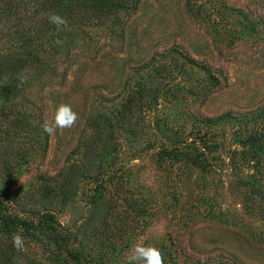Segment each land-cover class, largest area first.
I'll return each mask as SVG.
<instances>
[{
    "label": "rangeland",
    "instance_id": "rangeland-1",
    "mask_svg": "<svg viewBox=\"0 0 264 264\" xmlns=\"http://www.w3.org/2000/svg\"><path fill=\"white\" fill-rule=\"evenodd\" d=\"M131 2L115 25L71 23L46 54L23 57L0 29V58L23 62L4 71L17 90L0 88V199L38 209L44 185L62 191L54 225L77 238L56 245L34 216L18 264H73L77 248L87 264H128L137 244L165 264H264V0ZM61 104L78 120L48 135ZM121 114L133 132L116 128ZM102 118L114 126L102 178L83 176ZM93 197L112 207L103 234L83 227Z\"/></svg>",
    "mask_w": 264,
    "mask_h": 264
},
{
    "label": "trees",
    "instance_id": "trees-1",
    "mask_svg": "<svg viewBox=\"0 0 264 264\" xmlns=\"http://www.w3.org/2000/svg\"><path fill=\"white\" fill-rule=\"evenodd\" d=\"M71 6L74 7L73 11L70 9ZM131 6V0H0V29L2 28L6 31L2 39H4L5 36H10V38L15 36V39H18L17 42L23 51L21 54L23 57H28L33 52H37V50H41L43 54L48 53L50 50L54 52L59 45H54L53 42L57 41V39H61L65 32L70 33L69 27L71 23L85 26L89 22L99 21L101 18H104L109 22V25L112 26L119 20L120 13L129 9ZM52 14H57L64 18L66 24L61 25L58 29L56 25L49 22V16ZM38 16H41V18ZM38 18L39 25H37L35 29L31 30L27 28L26 30H19L21 26H24L25 21H34ZM18 35L20 38H18ZM61 43L62 40L60 41V45ZM12 55L14 56L12 57ZM34 59L38 60V56ZM0 61V88L3 91L1 96L3 99L4 96L7 95L6 91L9 89L11 90L12 88L14 91L17 90L15 85L10 82L11 79H6L8 77L6 73H4L5 68L11 69L17 65L21 67L23 62L19 53H13L5 57L1 56ZM26 64L25 62L24 65ZM159 89L158 86L156 88H152L151 86L147 94L153 93L154 96H152V98H154L156 94L159 93ZM144 97L146 96L141 93V96L137 100L141 101ZM129 107L128 111L131 112V106ZM114 121L116 128L119 127L118 123L121 124L120 128L124 130L130 128L125 122L122 123V121H125V115L121 114V116L115 118ZM126 121H128V119H126ZM112 123V120H107L105 118L99 120L98 133H96L92 142V151L90 157H88L87 164H85V169L82 171L83 176L86 172V174L91 177L102 178L101 171L98 167L100 162H97V159L110 151V148L107 147V143L108 141L111 142L113 137L112 132L114 126ZM129 131L133 132V129H129ZM99 143H102V145L99 146ZM248 145L251 149L256 150L257 148L256 140L254 139H251ZM3 149L8 150L7 147H3ZM16 152L19 153L20 151L16 150ZM24 152V150L23 153L20 152L19 156L24 155ZM254 154V151H251L249 156L255 158L253 160L258 163L259 159ZM3 161V155L0 153V162ZM61 193L63 192L60 191L56 193L52 187L44 185L37 199L38 209L35 206H31L28 209L23 207L18 210L15 209L12 212H9L11 207L0 199V264H18L22 256L19 254L20 249L14 247L12 238L14 234L39 231L32 218L34 216L40 217L45 222L49 223L48 228L51 230L49 238L53 240L56 245L61 247L63 243L68 241L67 239L69 237L77 240V238H75L76 236L72 233H70V236L67 231L61 232V230L54 225V223L57 224V222L55 221L53 211L49 209V207H53L55 201L61 197ZM51 194L54 195L51 196ZM71 197V194L64 195L60 202L65 203V201L69 200ZM100 198L93 197L90 199V202L93 204V212L88 221L83 224L85 231L93 232V234L96 235L103 234V230L110 224L109 220L112 214V207L107 205ZM106 235L109 236V238L111 237V234ZM2 240H4L5 243L1 242ZM68 254L69 262L73 264L88 263L86 258L81 255L78 248L73 252L68 251ZM24 259L27 260L26 258Z\"/></svg>",
    "mask_w": 264,
    "mask_h": 264
},
{
    "label": "clouds",
    "instance_id": "clouds-1",
    "mask_svg": "<svg viewBox=\"0 0 264 264\" xmlns=\"http://www.w3.org/2000/svg\"><path fill=\"white\" fill-rule=\"evenodd\" d=\"M49 22L56 25L59 29L61 25H65L64 18L57 14L49 16ZM78 115L74 112L70 105L61 104L55 110L52 121L45 120L41 124L42 131L48 135H55L57 131L72 128ZM13 245L17 249L23 246V237L19 234L13 235ZM128 264H165L164 257L160 249L155 246H145L137 244L131 250L128 256Z\"/></svg>",
    "mask_w": 264,
    "mask_h": 264
}]
</instances>
